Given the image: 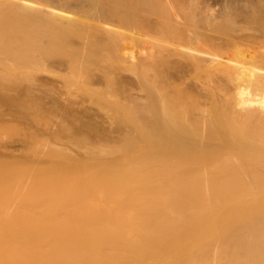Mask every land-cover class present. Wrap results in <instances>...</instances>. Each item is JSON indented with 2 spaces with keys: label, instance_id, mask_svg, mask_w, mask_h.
Masks as SVG:
<instances>
[{
  "label": "bare ground",
  "instance_id": "obj_1",
  "mask_svg": "<svg viewBox=\"0 0 264 264\" xmlns=\"http://www.w3.org/2000/svg\"><path fill=\"white\" fill-rule=\"evenodd\" d=\"M28 1L0 0V264H264V0Z\"/></svg>",
  "mask_w": 264,
  "mask_h": 264
},
{
  "label": "rangeland",
  "instance_id": "obj_2",
  "mask_svg": "<svg viewBox=\"0 0 264 264\" xmlns=\"http://www.w3.org/2000/svg\"><path fill=\"white\" fill-rule=\"evenodd\" d=\"M28 3H29V1L28 0H26ZM39 1H42V2H44L43 0H39ZM50 2L51 1H57V0H49ZM244 57H248V56H242L241 54H240V56H237V55H235V56H230L227 60H226V65H225V68H232V67H238V66H242V65H248V64H250L249 63V61H250V58L248 57V59H243ZM38 78L40 79V81L42 82V83H46V85L44 86V87H41V89H43V91L42 92H40V91H33L35 94H42V95H44L45 96V99H48V98H50L51 96H56V94L55 93H52L51 91H48V89L49 88H52L51 87V85H52V82L50 81V79H51V76H46V74L45 73H43V74H41V75H39L38 76ZM46 91H45V90ZM64 106V105H63ZM65 108H63L64 110L65 109H67L68 107H70V108H72V109H75V108H77V105L73 102V101H69V102H67L66 104H65V106H64ZM63 110V111H64ZM64 113V112H63ZM1 124H2V122H0ZM4 124H6L5 122H3ZM8 123H10V122H8ZM14 123V122H13ZM13 123H11V124H8V126H6V125H4L7 129H5V131H6V136H7V139H5V138H2V137H0L1 138V141H3L4 143L6 142V143H8V142H11V138H12V140H13V143H16V146L18 145V147H19V149L21 148V147H23V145H22V139L20 140V142L17 140V138L19 139V138H25V135H24V131H21L20 132V130L21 129H19L20 127H22L21 125L18 127V129H17V124H16V126H15V124H13ZM15 123H17V122H15ZM19 125V124H18ZM23 125V124H22ZM34 124H31V126L33 127V129H34V127L35 126H33ZM12 126V127H11ZM13 127H16V128H14L13 129ZM12 128V129H11ZM24 128V127H23ZM27 128V127H26ZM25 129V128H24ZM23 129V130H24ZM32 129V130H33ZM7 130H9V132H7ZM12 130V131H11ZM14 130V131H13ZM19 132H18V131ZM16 133L15 135H12L13 133ZM9 133V134H8ZM17 133H20L19 135H17ZM8 134V135H7ZM12 135V136H11ZM23 135V136H22ZM8 136H11V138L10 139H8ZM5 137V136H4ZM3 139V140H2ZM5 139V140H4ZM15 139H16V142H14L15 141ZM52 140H53V142H58V140L57 139H55V138H52ZM56 140V141H55ZM53 142H52V144H53ZM17 143H19V144H21L20 146H19V144H17ZM10 145H12V148L14 147V149L16 148H18V147H15V144H12V143H9ZM23 149V148H22ZM16 153H18L17 151H15ZM23 186H21L20 188H22ZM19 188V189H20Z\"/></svg>",
  "mask_w": 264,
  "mask_h": 264
}]
</instances>
